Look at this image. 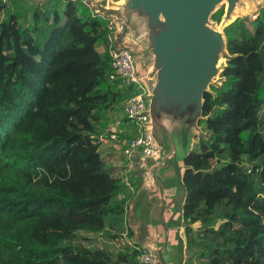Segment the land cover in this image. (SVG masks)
<instances>
[{"label":"trees","instance_id":"trees-1","mask_svg":"<svg viewBox=\"0 0 264 264\" xmlns=\"http://www.w3.org/2000/svg\"><path fill=\"white\" fill-rule=\"evenodd\" d=\"M19 2L0 0V264L135 263L137 243L77 238L133 241L139 173L127 185L100 151L131 94L106 50L108 20L82 0ZM224 31L231 58L201 120L210 135L186 158L185 264H264V6Z\"/></svg>","mask_w":264,"mask_h":264},{"label":"water","instance_id":"water-1","mask_svg":"<svg viewBox=\"0 0 264 264\" xmlns=\"http://www.w3.org/2000/svg\"><path fill=\"white\" fill-rule=\"evenodd\" d=\"M91 1L95 11L115 21L116 42L132 49L138 76L149 91L150 125L158 158L147 156L143 163L151 174L148 194L160 198L161 226L167 231L170 220L185 223L186 158L199 133L204 132L205 93L224 81L221 73L231 58L224 29L239 18L232 17L244 0ZM224 4L221 21H213V14ZM130 43L143 45L144 56H137ZM137 194L128 211L130 224L138 221Z\"/></svg>","mask_w":264,"mask_h":264},{"label":"crops","instance_id":"crops-1","mask_svg":"<svg viewBox=\"0 0 264 264\" xmlns=\"http://www.w3.org/2000/svg\"><path fill=\"white\" fill-rule=\"evenodd\" d=\"M36 1L37 3H39V1L41 0H35L32 2V4ZM18 4L22 6L23 9L27 8L25 6L24 0H22V2H19ZM120 109L123 110V105H122V108L120 107ZM117 112H118L117 110H114L109 114L110 131H111V134L117 131L120 142L116 143L114 140L109 139L110 135L108 136L105 135L107 139L101 140L104 143L101 142L100 150L101 152H104V155H106V156H103V158H105V161L107 162L108 167L114 169V173H113L114 176H118L124 179L123 175L125 173V170H127L126 168L127 165L122 164L121 161L123 159V149L129 137L121 139L120 135H122L123 132H126V134H131L132 131L130 128L131 126L128 124V121L124 115V111H123L122 120L112 123L110 117H112V115ZM124 119H126L125 122H124ZM120 152H121V156L119 160L117 161H114L113 159L110 160L111 156L114 153L120 154ZM132 163H133V167L131 168V171L129 172V174H131L134 171L139 173L138 174L139 177H137L139 178L138 179L139 188L137 191L138 194L136 193L137 197H136V202L134 206L135 214H136V217L138 218V221L132 220L130 224L128 221V214H127L128 225H129V228L133 232V239H132L133 241H131L128 238H123V237L120 240L128 239L127 241L130 242L129 244H132L134 242V243L139 244L142 247V249L155 250L158 254L157 264H185L186 260L188 259V246H187V238H186V232H185V223L182 224L175 220H170L167 223L168 224L167 231L164 229L163 226H161L162 225L161 220H160V212L162 210L161 200L158 196H153L151 194H148L149 192L147 191L149 182H151L150 181L151 174H149V168L147 167L146 164L143 163V158L140 157L139 155H134V157L132 158ZM129 166H130V163H129ZM121 169L123 172L120 171ZM120 173H122L121 176H120ZM170 175H171V172L169 174V177ZM169 177H168V180H169ZM161 183L164 184V178H163V181L161 180ZM132 201L133 199L131 200L129 204V208L133 206V205L131 206ZM79 233L83 235L81 236L83 238H91L94 235V233H90L86 231H81ZM124 236L126 235L124 234ZM167 236H168V239L166 240ZM92 243L93 242L90 240L86 242L88 246H91ZM103 243L109 244L111 242L108 240H104ZM121 247L122 246L114 247V248H107V250L116 251V250H119Z\"/></svg>","mask_w":264,"mask_h":264},{"label":"built area","instance_id":"built-area-1","mask_svg":"<svg viewBox=\"0 0 264 264\" xmlns=\"http://www.w3.org/2000/svg\"><path fill=\"white\" fill-rule=\"evenodd\" d=\"M82 1L90 9L93 16H99L108 20L106 50L111 56V63L115 73L131 89L130 96L123 103V111L128 124L133 128V132H131V138L127 140L124 146L123 159L121 161L122 164L127 165V170H125L126 176L122 179L130 186L129 172L133 167L132 158L134 155L140 154L142 158H145L151 152H154L153 146L155 145V141L150 125L149 91L144 81L138 76L136 57L132 49L116 42L117 37L115 33L117 25L115 21L95 11L91 0ZM102 2L105 4L106 0H102ZM106 139L104 136L100 140ZM109 139L114 140L116 143L120 142L117 131L113 132ZM157 261L158 254L155 250L142 249L138 261L130 264H157Z\"/></svg>","mask_w":264,"mask_h":264},{"label":"rangeland","instance_id":"rangeland-1","mask_svg":"<svg viewBox=\"0 0 264 264\" xmlns=\"http://www.w3.org/2000/svg\"><path fill=\"white\" fill-rule=\"evenodd\" d=\"M25 1V6L27 7L26 9H28V8H32V6L35 4V3H37V1L36 2H34L33 4H32V2L33 1H35V0H24ZM114 1H121V0H114ZM7 2H8V4H9V6H10V8L11 9H15V6H14V2H15V0H7ZM32 4V5H31ZM244 6H247L248 8H246V11L245 12H243V13H241L239 16H237V17H239V18H244V17H246V16H249L250 18H255L256 16H257V13L260 11V9L264 6V0H258V1H252V0H244V5H242V7H244ZM240 7V6H239ZM225 8H226V5L224 4V5H221L220 7H219V9L218 10H223V14H224V12H225ZM238 8V7H237ZM25 12H28L27 10L25 11ZM29 13V12H28ZM236 17V18H237ZM31 18V13H29V19ZM213 20V19H212ZM213 21H215V20H213ZM219 27V26H218ZM131 45V47L135 50V52H136V54H137V56L139 55L140 56V54L141 55H143L144 56V54H143V50H142V48H143V45H141V44H134V43H130ZM100 50H104V47L102 46V47H100ZM218 80H221V77L219 76L218 77ZM121 108H122V106H121ZM118 112L117 113H114L113 115H112V117H110L111 118V121H112V123L113 122H118V121H121L122 120V118H123V110H121V109H118L117 110ZM202 126V125H201ZM131 128V131L133 132V128L132 127H130ZM204 128H203V126H202V130H203ZM204 131V130H203ZM204 132H206V131H204ZM204 132H200L199 133V135L198 136H200V135H205V133ZM123 134H125V135H123ZM123 134L122 135H120L121 136V139H124V138H127V137H130L131 136V134H126V132H123ZM105 135V134H104ZM124 141V140H123ZM125 142V141H124ZM104 143V142H103ZM102 143V144H103ZM101 146V145H100ZM154 147V151H155V148H156V144L153 146ZM101 151V150H100ZM101 154H102V157L103 156H106V155H104V152H101ZM136 155H139L140 156V154H136ZM108 156H109V154H108ZM120 156H121V152H120V154H118V153H114L112 156H111V158H110V160H114V161H117V160H119L120 159ZM149 156V155H148ZM141 157V156H140ZM147 157V156H146ZM145 157V158H146ZM105 159V158H104ZM134 163V162H133ZM132 163V164H133ZM108 166V165H107ZM147 168V167H146ZM121 172H123L122 171V169L120 170ZM121 174L122 173H120V176H121ZM124 177L126 176L125 175V173H124V175H123ZM81 236H83V235H81V233H79V235H78V239L81 237ZM123 238H126V237H123ZM89 240L90 241H92L93 243L91 244V247H93V248H101V247H103V248H114V247H120V246H123L125 243H130L129 241H127L126 239H124V240H117V239H114V238H111V237H108V236H106V235H104V234H102L101 232H95L94 233V235H93V237H91V238H89ZM104 240H108V241H110L111 243H109V244H106V243H103L104 242ZM188 257H189V252H188Z\"/></svg>","mask_w":264,"mask_h":264},{"label":"bare ground","instance_id":"bare-ground-1","mask_svg":"<svg viewBox=\"0 0 264 264\" xmlns=\"http://www.w3.org/2000/svg\"><path fill=\"white\" fill-rule=\"evenodd\" d=\"M121 2V1H120ZM119 2V3H120ZM246 8H248L247 6H240L238 8H236V11H235V14L234 16L232 17L233 19H235L237 16H239L241 13L245 12L246 11ZM219 28L221 29L222 28V25H219ZM223 62V61H222ZM149 156L152 158V159H157L158 158V154H156V152H151L149 154Z\"/></svg>","mask_w":264,"mask_h":264}]
</instances>
